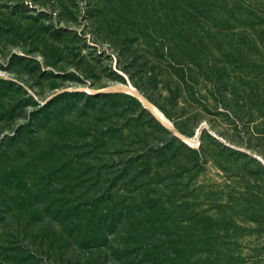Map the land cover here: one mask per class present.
Instances as JSON below:
<instances>
[{"label":"trees","instance_id":"trees-1","mask_svg":"<svg viewBox=\"0 0 264 264\" xmlns=\"http://www.w3.org/2000/svg\"><path fill=\"white\" fill-rule=\"evenodd\" d=\"M107 4L120 67L144 76L145 90L134 86L181 134L210 115L264 138V0ZM65 93L0 143V183L21 222L0 230V264H105L102 255L120 264H264V243H242L264 240V180L228 179L208 199L193 183L209 160L225 169L205 129L192 148L121 92L47 113Z\"/></svg>","mask_w":264,"mask_h":264},{"label":"rangeland","instance_id":"rangeland-1","mask_svg":"<svg viewBox=\"0 0 264 264\" xmlns=\"http://www.w3.org/2000/svg\"><path fill=\"white\" fill-rule=\"evenodd\" d=\"M109 6L107 0H0V143L17 131L27 132L29 127L24 124L32 112L60 93L66 92L53 101L47 111L50 115L92 107L93 102L86 96L96 93L78 88L103 90L130 83L143 92L140 88L144 76L124 71L121 67L125 57L118 63V51L107 30ZM159 95L153 93L156 100ZM163 116L178 131L175 124L180 123ZM184 129L191 134H182L188 138L185 142L195 149L205 129L204 143L225 169L209 160L193 183L213 193L208 199H218L217 190L230 180L239 182L242 176L264 180L263 137L245 132L241 125L222 116H205ZM9 194L7 181L0 183V230L21 224L13 217L15 205ZM202 198L205 204L198 208L207 210L206 197ZM206 213H213V209ZM242 243L253 246L264 240L253 235ZM247 252L245 248L243 253ZM101 259L105 264H120L105 255Z\"/></svg>","mask_w":264,"mask_h":264},{"label":"bare ground","instance_id":"bare-ground-1","mask_svg":"<svg viewBox=\"0 0 264 264\" xmlns=\"http://www.w3.org/2000/svg\"><path fill=\"white\" fill-rule=\"evenodd\" d=\"M78 90L85 91L87 93H96V94L98 92V90H94L90 87L78 88ZM103 91H121V92H125V93L132 95L137 100H139L141 102V104L143 105V107L145 109H147L158 121L163 123V125H165L166 127H169L170 129H172V127L169 124V122L167 121V119L156 108V106L152 102H150L145 96H143L142 93L132 84L129 83V84H125V85H122V84L111 85V86H108L105 89H103ZM172 130L175 131L176 133H178L180 136H182L186 141L188 140V138H186L185 136L180 134L178 131H176L174 129H172Z\"/></svg>","mask_w":264,"mask_h":264},{"label":"water","instance_id":"water-1","mask_svg":"<svg viewBox=\"0 0 264 264\" xmlns=\"http://www.w3.org/2000/svg\"><path fill=\"white\" fill-rule=\"evenodd\" d=\"M99 91H98V93L97 94H100V93H109V92H121V91H103L102 89H98ZM163 124V123H162ZM165 126V125H164ZM166 127V126H165ZM166 128H168L169 130H171L172 132H173V134L176 136V137H178L179 139H181L183 142H185V139L182 137V136H180L178 133H176L175 131H173L172 129H170L169 127H166ZM201 134V133H200ZM199 142H200V135H199V137H198V139H197ZM186 143V142H185ZM186 144H188V143H186Z\"/></svg>","mask_w":264,"mask_h":264}]
</instances>
